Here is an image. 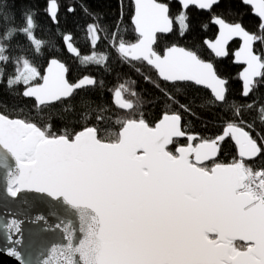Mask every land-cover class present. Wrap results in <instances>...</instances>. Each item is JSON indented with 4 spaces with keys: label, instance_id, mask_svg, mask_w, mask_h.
<instances>
[{
    "label": "snow or ice",
    "instance_id": "snow-or-ice-1",
    "mask_svg": "<svg viewBox=\"0 0 264 264\" xmlns=\"http://www.w3.org/2000/svg\"><path fill=\"white\" fill-rule=\"evenodd\" d=\"M18 2L0 0V84L34 103L27 113L0 112V195L23 204L41 201L57 223L49 226L43 214L32 222L43 221L42 232L60 230L62 242L48 247L42 241L39 255L26 257L16 247L23 241L15 239L22 221H0V232L14 245L4 249L7 255L19 264H264V131L256 128L257 121L264 126V103L230 99L227 79L197 51L155 47L159 34L172 33L174 26L181 36L191 29L189 7L208 12L219 33L205 40L206 47L225 58L229 41L240 38L232 55L244 65L241 96H252L264 86V0H240L259 19L255 32L216 13L222 0H178L175 17L164 0H131L134 42L121 27L122 4L108 27L87 3L80 5L93 18L84 28L89 52L81 53L71 35L58 31L61 42L85 68L110 72L115 53L121 64L155 71L157 82L145 77L159 93L153 101L175 110L164 111L154 125L145 118L144 95L123 83L110 103L92 107L85 94L84 109L77 111L73 101L85 86L95 89L103 82L89 76L70 82L68 68L56 58L42 72L37 57L50 42L37 36L42 29L35 8L24 3L17 9ZM45 14L59 26L58 0H48ZM101 42L105 47L98 52ZM190 85L205 86L211 93L206 103L231 115L211 140L183 128L182 113L192 109L182 89ZM57 105L64 106L57 113L61 120L83 121L79 131L68 123L53 131ZM180 138L200 142L182 144ZM229 138L237 154L223 163L220 144Z\"/></svg>",
    "mask_w": 264,
    "mask_h": 264
},
{
    "label": "trees",
    "instance_id": "trees-1",
    "mask_svg": "<svg viewBox=\"0 0 264 264\" xmlns=\"http://www.w3.org/2000/svg\"><path fill=\"white\" fill-rule=\"evenodd\" d=\"M9 4L12 0H7ZM48 0H19L16 8L19 9L24 3L31 5L38 13L36 19L42 31L37 32V36L42 37L44 40L50 42L44 53L37 57V64L41 71H45L51 58H56L66 64L68 68V79L70 82L76 83L82 77H94L97 81L103 82V87L85 88L82 90L78 97L75 98L73 103L76 105L77 111L84 109V105L80 103L85 94L88 97V103L95 107L98 103L111 102L113 98V91L115 88L123 83L126 86H131L137 92L142 93L145 97L146 103L144 105V113L147 121L154 125L163 115L164 111H174L175 109H165L163 106L156 104L153 97H158L159 93L154 86V83L148 82L145 77L150 76L153 82H157L155 71H153L146 64L137 63L135 67L127 64H121L116 58L115 53H112L113 59L109 61L111 71L105 72L96 67H82L78 58H73L69 55L64 43L61 42L60 36L57 32L65 35H72L74 45L80 50L81 53L87 54L89 47L84 42V28L88 23H91L93 18L85 16L81 10L80 5L87 3V5L96 13L100 15L101 23L103 26L108 27L116 23L118 9L122 4L125 11L124 23L121 26L127 28L126 39L134 42L135 33L132 31L130 22V13L132 9L131 0H58L59 3V26L55 25L46 15V3ZM170 6V14L175 17L181 11V6L172 1L164 0ZM70 6H74L76 11L74 13L67 11ZM191 17L192 27L183 36L174 26V31L169 36H160L157 45V51L162 52L166 47L172 45L180 46L186 49L197 51L205 60H210L214 63L218 74L227 79L229 98L235 99L237 103H246L251 101H258L264 103V86H261L254 95L244 98L241 96L242 84L239 79L241 67L236 66L234 56L232 53L239 49V43L235 42L230 45V55L224 60H218L208 50L205 45V40L212 41L217 37L218 30L213 26L210 20V14L198 11L196 8L187 10ZM216 13L223 12V18L229 23L240 22L250 32H255L259 20L252 15V10L246 5L240 3V0H222L221 5L214 9ZM207 25L206 29L201 25ZM18 40L23 43L24 38L18 37ZM105 45L101 42L100 47L103 49ZM259 51V45H256ZM139 69L140 71H137ZM182 99L186 98L191 102L192 112L182 113V124L184 130L188 134H195L202 139H213L221 134L224 122L230 119L229 112L222 111L221 108L206 103L210 98L211 93L203 88L195 85H190L182 89ZM126 99H132L127 93L124 94ZM147 101H152L151 103ZM34 101L25 99L18 95L15 91H10L7 87L0 84V112L8 114L19 113L23 109L27 113L32 108ZM70 107V105H69ZM64 106L57 105L53 110V118L51 120L53 131L62 130L65 123L76 128L77 131L83 126V121L77 125L74 120H61L57 113L63 112ZM251 115H255L252 113ZM246 120L250 119L248 114L244 117ZM258 131H264V126H261L259 121L256 123ZM256 133H253L255 135ZM200 142L197 139L193 143ZM180 143L186 144L190 141L185 138L180 139ZM237 154V146L234 141L226 139L220 144V153L218 160L223 163H229ZM240 243V242H239Z\"/></svg>",
    "mask_w": 264,
    "mask_h": 264
},
{
    "label": "water",
    "instance_id": "water-1",
    "mask_svg": "<svg viewBox=\"0 0 264 264\" xmlns=\"http://www.w3.org/2000/svg\"><path fill=\"white\" fill-rule=\"evenodd\" d=\"M172 1L178 3L181 6V4L178 2V0H172ZM248 7L251 8L250 6H248ZM190 8H195V7H189V9ZM202 12H206V11H202ZM206 13H208V12H206ZM252 15L258 19V17L256 15H254L253 12H252ZM212 24L214 27L217 28L218 33H219V26L214 24V23H212ZM170 34L171 33L159 34V36H169ZM217 36H218V34H217ZM214 40H212V41H214ZM235 42H238L240 44L239 45V48H240V46L242 45V41L240 40V38H234L233 40L229 41V44L227 46L228 50H229L230 45L235 43ZM178 47H180V46H178ZM68 53L73 58H77L75 56V54H72L69 51H68ZM226 58L227 57L217 58V59L218 60H224ZM60 62H62V61H60ZM235 64H236V66L241 67V71H242L244 65L236 63V62H235ZM66 75L68 78V72ZM240 82L242 84L241 79H240ZM198 87L203 88V89L210 92V90L207 89L205 86H198ZM85 88H91V86H85ZM30 100H32V99H30ZM180 139H183V138H180ZM193 142L194 141H190V143H193ZM47 212H48L47 207L41 201H30L29 204H23L19 201L12 200L9 198H5V197H2V195H0V221L6 222L7 220H10L13 218L22 221V224H21L22 235H16L15 239H21L23 241L22 245H19L16 247H17V250L22 251L26 257H27V252H31L33 259H35V257L39 255V247H40L42 241H47L48 247H50L52 243L62 242V240H60L58 238V236L56 235V233H60V230L57 229V230H55V232H49V231H43L42 232L41 229L45 228L44 222L43 221L38 222V223L32 222V221H34L36 215L43 214V215L47 216ZM47 220H48V225L54 228V225L57 223L56 218L51 217V216H47ZM61 235H62V233H61ZM240 243H242V242H240ZM13 246L14 245L10 241L7 240V238L3 235V233L0 232V264H19V262L17 261V259L15 257L7 255L6 251H4V249L9 248V247H13Z\"/></svg>",
    "mask_w": 264,
    "mask_h": 264
},
{
    "label": "flooded vegetation",
    "instance_id": "flooded-vegetation-1",
    "mask_svg": "<svg viewBox=\"0 0 264 264\" xmlns=\"http://www.w3.org/2000/svg\"><path fill=\"white\" fill-rule=\"evenodd\" d=\"M192 144H194V143H192Z\"/></svg>",
    "mask_w": 264,
    "mask_h": 264
}]
</instances>
